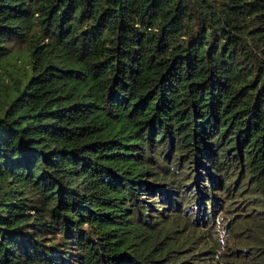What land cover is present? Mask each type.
<instances>
[{
  "label": "trees",
  "instance_id": "obj_1",
  "mask_svg": "<svg viewBox=\"0 0 264 264\" xmlns=\"http://www.w3.org/2000/svg\"><path fill=\"white\" fill-rule=\"evenodd\" d=\"M18 57L0 264H264V0H0Z\"/></svg>",
  "mask_w": 264,
  "mask_h": 264
},
{
  "label": "rangeland",
  "instance_id": "obj_2",
  "mask_svg": "<svg viewBox=\"0 0 264 264\" xmlns=\"http://www.w3.org/2000/svg\"><path fill=\"white\" fill-rule=\"evenodd\" d=\"M18 46V45H17ZM26 69V62L24 60L23 57H18V58H12L11 62L9 64H5L1 69H0V104L3 102V98L5 97L4 92L6 88H9L12 86V81H11V77L12 78H18L21 76L22 72H24ZM202 224V223H200ZM201 226V225H199ZM187 228H184V230L182 232H184ZM189 233H191V231H188ZM185 233V232H184ZM186 234V233H185ZM242 234H240L239 236H241ZM207 234L205 236L202 237L206 238ZM189 238L195 239V243L192 245L194 247H197V238L195 237V235H192V233L189 235ZM247 245H250L246 242H240V246L243 250H248L249 247ZM243 252V251H242ZM245 253H247V251H245ZM203 256H207V254L205 253H201L200 257Z\"/></svg>",
  "mask_w": 264,
  "mask_h": 264
}]
</instances>
